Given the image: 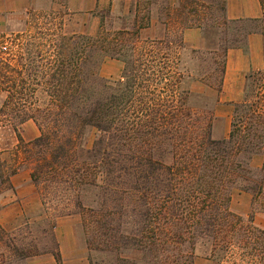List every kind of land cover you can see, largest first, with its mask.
<instances>
[{"label":"trees","instance_id":"1","mask_svg":"<svg viewBox=\"0 0 264 264\" xmlns=\"http://www.w3.org/2000/svg\"><path fill=\"white\" fill-rule=\"evenodd\" d=\"M132 1L131 26L112 32L102 14L95 36H59L53 41L47 51L50 62L40 42H20L17 54L0 57V97L5 95L0 119L16 131L30 120L39 126L42 134L33 142L24 144L18 136L30 151L51 154L37 161L34 183L53 177L69 184L78 197L89 187L102 190L101 228L88 234L90 251L115 255V264H194L202 245L209 247V259L221 264L238 247L247 264H263L264 231L254 225L253 215L246 222L231 211L235 190L263 191L264 166L260 171L251 167L264 149L259 134L263 118L257 112L249 122L235 116L229 138L223 140L213 139L212 124L228 51L246 50L253 33L264 36V17L229 20L225 0ZM154 18L166 26V37L141 50L140 33ZM231 26H237L234 33ZM219 28L225 31L212 51L218 56L215 72L221 74L219 96L214 108L208 102L198 107L190 102L192 92L180 90L191 75L170 68L171 36L177 30L178 47L185 49L186 30ZM31 47L38 49V66ZM106 58L124 64L121 81L101 77ZM177 62L180 66L182 60ZM45 66L47 86L42 92L51 100L41 106L30 99L40 92L32 86L39 77L36 68ZM242 105L234 104L235 115ZM203 109L206 117L200 114ZM88 127L99 133L91 149L77 141ZM78 202L87 231V214L98 213ZM125 251L141 257L123 258ZM56 259L62 264L59 253ZM90 264H96L92 257Z\"/></svg>","mask_w":264,"mask_h":264},{"label":"rangeland","instance_id":"2","mask_svg":"<svg viewBox=\"0 0 264 264\" xmlns=\"http://www.w3.org/2000/svg\"><path fill=\"white\" fill-rule=\"evenodd\" d=\"M160 2L162 3L163 0ZM64 3L65 0H54L53 3H50L49 0H0V57L8 58V54H17L20 42L29 41V43L40 42L42 45L39 49L43 50L46 61L53 60V57L47 53L52 42L57 41L59 36L79 34L75 32L77 20L68 15L64 9ZM133 4L132 1V7ZM155 10L159 12V6ZM104 15L107 28H110L112 32L120 30L125 24L131 26L133 23L132 14L129 17H117L110 12H105ZM120 17L122 20L118 19ZM236 27L231 26L229 32H235ZM195 30L198 33L192 35L188 41H185L182 36L185 49L178 47L181 36L177 30L171 36L174 46L168 52L170 68L173 72L191 75V79L184 80L180 86L181 91L188 90L194 94L190 100L191 104L201 107L208 102L210 107L214 108L215 101L219 96L217 89L221 74L215 72L216 65L213 61L218 56L213 55L212 51L216 50L214 48H216L218 38L223 37L225 30L222 28L213 31ZM196 39H199V42H196ZM151 41L161 40L145 39L140 35L139 49H147ZM30 49L34 56V65L38 66L39 59L35 53L38 49L33 47ZM193 50L199 53L194 55L191 53ZM177 58L182 60L180 66H177ZM36 69L39 77L37 81H32V86L40 92L30 101L43 106L51 100L42 92L47 86V77L42 78L46 66L44 69L39 67ZM123 69L122 62L106 58L102 63L100 74L106 81L119 82L122 80ZM250 76L251 78L246 83L245 99L240 103L243 105L239 107L237 115H235V106L229 108L221 106L213 110V122L216 119L217 109H219V113L225 115L231 112L229 114V116L231 115L229 134L235 116L242 117L244 122H249L251 114L257 112L256 114L259 113L264 122V70L251 73ZM4 98L5 95L0 97V109ZM200 114L206 117L204 109L200 111ZM217 126L221 135L226 129V123L220 120ZM259 129V134L263 135L264 143V125ZM41 134L39 126L34 121L30 120L17 126L16 131L6 119H0V264H57L56 254L58 253L61 256L62 264H90V257L96 264H115V255L100 250L92 252L88 245V234L101 228L100 220L103 214L99 204L102 199V190L89 187L82 190L78 197L77 192L69 184L61 183L60 180H55L53 177L38 184L32 180L31 174L36 169L37 161L43 156L50 158L51 154L45 149L30 151L26 145L20 144L18 136L22 138L24 144H28L39 138ZM98 136L99 133L95 128L88 127L77 141L83 148L91 149ZM212 137L215 140H223L214 137L213 124ZM256 157L264 160V149L255 155L251 162V167L260 171L264 166V161L262 166L256 167L253 163ZM16 176L20 177L21 184L28 182L33 187V191L25 189L23 193L21 190L18 192L12 181ZM245 195L251 198L247 213L243 211V206L248 202V199L241 198ZM78 201H82L86 208L96 210L98 213L89 212L87 214V216L89 215L87 231L83 223V210L78 207ZM231 211L246 222L252 215L254 221L257 214L264 216V188L260 194L235 190L232 196ZM254 225L261 229L255 223ZM70 232L75 238L74 240L78 242V246L82 247L79 256L73 254L72 246L69 245L66 246L65 256L62 254L60 237L66 238ZM206 250H209V247L198 246L194 264H220L209 259ZM240 252L238 247L234 248L233 253L227 255L221 264H247L240 256ZM122 257L139 260L141 255L137 252L125 251Z\"/></svg>","mask_w":264,"mask_h":264},{"label":"crops","instance_id":"3","mask_svg":"<svg viewBox=\"0 0 264 264\" xmlns=\"http://www.w3.org/2000/svg\"><path fill=\"white\" fill-rule=\"evenodd\" d=\"M34 1V0H33ZM53 3L54 0H49ZM227 5V16L229 20H255L264 17V6L262 0H225ZM56 3V2H55ZM57 4V3H56ZM64 9L68 15L77 20L76 33L84 35H96L100 29L102 14L110 12L114 16L129 17L132 11L131 0H65ZM132 17V16H131ZM198 33L197 30L191 29L184 32V39L188 41ZM141 37L145 39L162 40L166 36V26L157 18H154L152 25L141 31ZM199 42V39H196ZM264 70V36L259 33L249 35L247 41V49L234 48L228 51L226 72L222 92L219 97V107H232L234 104L242 103L245 99V88L247 77L251 73L261 72ZM231 112L228 114L219 113L216 110L215 120L213 122V135L216 139H226L229 136V124L231 120ZM222 120L226 123V129L220 135L217 130V123ZM263 159L256 157L253 163L256 167L262 166ZM14 186L22 193L25 191H33V187L25 182L20 183V177L16 176L12 179ZM26 185V186H24ZM248 199V202L243 206V211L247 213L250 206L248 195L241 198ZM254 223L264 230V216L256 215ZM68 237H60V248L63 256H65L66 246H72L73 254L77 256L81 253V248L78 246L72 235Z\"/></svg>","mask_w":264,"mask_h":264}]
</instances>
